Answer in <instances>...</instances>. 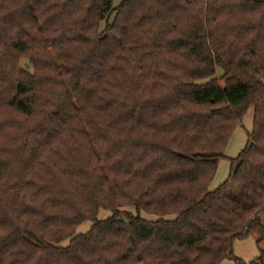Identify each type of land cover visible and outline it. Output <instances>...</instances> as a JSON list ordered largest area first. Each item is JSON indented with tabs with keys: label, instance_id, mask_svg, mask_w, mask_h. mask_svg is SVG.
<instances>
[{
	"label": "trees",
	"instance_id": "obj_1",
	"mask_svg": "<svg viewBox=\"0 0 264 264\" xmlns=\"http://www.w3.org/2000/svg\"><path fill=\"white\" fill-rule=\"evenodd\" d=\"M262 73L264 0H0V264H264Z\"/></svg>",
	"mask_w": 264,
	"mask_h": 264
},
{
	"label": "rangeland",
	"instance_id": "obj_2",
	"mask_svg": "<svg viewBox=\"0 0 264 264\" xmlns=\"http://www.w3.org/2000/svg\"><path fill=\"white\" fill-rule=\"evenodd\" d=\"M26 61L22 62V67H25ZM221 73V72H220ZM221 85L223 83L221 82ZM253 126V110L250 109L243 121L242 125H240L233 133L228 146L225 150V158L219 162L218 171L216 174L215 179L213 180L210 190H216L220 185H222L227 179L230 174V161L229 159L236 158L240 152L245 148L247 143V135L252 131ZM129 212L133 213V210H128ZM110 213L106 211H101L99 218L106 219L110 217ZM90 222H86L81 225L78 229L77 233H86L90 227ZM68 242L64 243L63 246H66ZM233 253L237 258H240L245 263H250L253 260L257 259L259 256V251L256 245L255 238L250 235L244 240H237L234 242L233 246ZM221 264H233L231 260H225Z\"/></svg>",
	"mask_w": 264,
	"mask_h": 264
},
{
	"label": "water",
	"instance_id": "obj_3",
	"mask_svg": "<svg viewBox=\"0 0 264 264\" xmlns=\"http://www.w3.org/2000/svg\"><path fill=\"white\" fill-rule=\"evenodd\" d=\"M259 79L264 84V73L260 74ZM257 218H259L260 222L264 225V202H263L262 208L255 213L251 222L255 221Z\"/></svg>",
	"mask_w": 264,
	"mask_h": 264
}]
</instances>
